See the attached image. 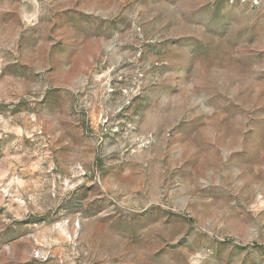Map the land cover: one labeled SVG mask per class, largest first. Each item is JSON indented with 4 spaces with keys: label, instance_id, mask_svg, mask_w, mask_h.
Returning <instances> with one entry per match:
<instances>
[{
    "label": "rangeland",
    "instance_id": "374dc122",
    "mask_svg": "<svg viewBox=\"0 0 264 264\" xmlns=\"http://www.w3.org/2000/svg\"><path fill=\"white\" fill-rule=\"evenodd\" d=\"M0 264H264V0H0Z\"/></svg>",
    "mask_w": 264,
    "mask_h": 264
}]
</instances>
